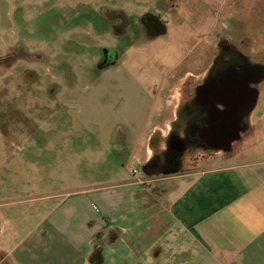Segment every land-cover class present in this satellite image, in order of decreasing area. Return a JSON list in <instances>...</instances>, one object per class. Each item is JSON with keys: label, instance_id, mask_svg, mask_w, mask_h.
Returning a JSON list of instances; mask_svg holds the SVG:
<instances>
[{"label": "rangeland", "instance_id": "rangeland-1", "mask_svg": "<svg viewBox=\"0 0 264 264\" xmlns=\"http://www.w3.org/2000/svg\"><path fill=\"white\" fill-rule=\"evenodd\" d=\"M190 1L202 8L200 27L182 13L185 21L171 27L168 41L126 48L124 61L99 70L100 49L118 46L95 27L102 9L139 15L157 0H0V251L22 244L59 196L134 180L131 171L139 173L145 162L137 158L148 157V138L169 132L167 105L176 94L166 89L174 78L204 69L226 14L233 12V27L247 24L235 40L245 57L264 60V0H209L210 7ZM263 113L264 98L252 116L254 129L231 154L202 167L264 159ZM157 121L163 126L155 127ZM173 176L144 188L173 202L181 182Z\"/></svg>", "mask_w": 264, "mask_h": 264}, {"label": "crops", "instance_id": "crops-1", "mask_svg": "<svg viewBox=\"0 0 264 264\" xmlns=\"http://www.w3.org/2000/svg\"><path fill=\"white\" fill-rule=\"evenodd\" d=\"M233 17L231 12L223 20ZM262 98L264 87L249 129ZM260 132L264 139V113ZM134 175L133 181L59 196L22 244L0 251V264H89L97 241L105 242L102 264L107 253L110 264H264V159L157 175L139 169ZM171 175L181 181L173 202H161L144 188ZM112 231L118 233L108 242Z\"/></svg>", "mask_w": 264, "mask_h": 264}, {"label": "flooded vegetation", "instance_id": "flooded-vegetation-1", "mask_svg": "<svg viewBox=\"0 0 264 264\" xmlns=\"http://www.w3.org/2000/svg\"><path fill=\"white\" fill-rule=\"evenodd\" d=\"M193 4L190 0H157L154 7L139 15L129 14L122 7L103 8L95 27L111 34L118 46L100 49L97 69L107 70L124 61L126 48L137 50L159 40L168 41L171 27L185 21L182 9L188 15L187 24H203L202 8ZM202 4L209 7L203 0ZM232 21L234 18L222 22L223 33L217 35V48L205 60L204 69L196 75L187 73L185 79L174 78L166 89L176 94L167 105L173 111L166 120L170 128L166 136L158 133L151 137L143 163L147 174L202 167L215 156L231 154L249 130L250 112L246 108L253 92L264 87V60L259 53L256 60L245 57L239 47L241 41L235 40H240L238 36L243 34L239 30L246 29L247 24L233 27ZM238 129L243 130L240 139L231 143L229 152H223L225 141L236 137Z\"/></svg>", "mask_w": 264, "mask_h": 264}, {"label": "trees", "instance_id": "trees-1", "mask_svg": "<svg viewBox=\"0 0 264 264\" xmlns=\"http://www.w3.org/2000/svg\"><path fill=\"white\" fill-rule=\"evenodd\" d=\"M110 233L111 234H109V236H108V242H113L115 239V235H116V233H118V231H112ZM104 243L100 242V241L95 242L94 248H93V253L91 254V256L89 258V264H102V260H103V258H102V246Z\"/></svg>", "mask_w": 264, "mask_h": 264}, {"label": "water", "instance_id": "water-1", "mask_svg": "<svg viewBox=\"0 0 264 264\" xmlns=\"http://www.w3.org/2000/svg\"><path fill=\"white\" fill-rule=\"evenodd\" d=\"M257 99H258V90L253 92V95H252L251 101L249 103V106L246 108L249 112H251L253 110V108L255 107ZM240 132H243V130L242 129H238L235 132L236 137L225 141V146L222 148L223 152H229L230 151L231 143H233L235 141H238L240 139V134H239ZM141 169H142L141 171L143 172V167Z\"/></svg>", "mask_w": 264, "mask_h": 264}, {"label": "built area", "instance_id": "built-area-1", "mask_svg": "<svg viewBox=\"0 0 264 264\" xmlns=\"http://www.w3.org/2000/svg\"><path fill=\"white\" fill-rule=\"evenodd\" d=\"M136 171L132 170V173L135 174Z\"/></svg>", "mask_w": 264, "mask_h": 264}, {"label": "bare ground", "instance_id": "bare-ground-1", "mask_svg": "<svg viewBox=\"0 0 264 264\" xmlns=\"http://www.w3.org/2000/svg\"><path fill=\"white\" fill-rule=\"evenodd\" d=\"M245 103V102H244ZM246 106V105H245ZM247 107V106H246Z\"/></svg>", "mask_w": 264, "mask_h": 264}]
</instances>
